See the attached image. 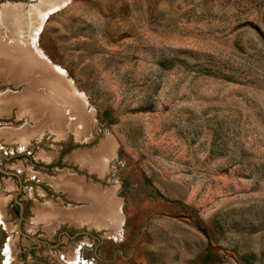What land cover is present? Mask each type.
Instances as JSON below:
<instances>
[{"label":"rangeland","instance_id":"obj_1","mask_svg":"<svg viewBox=\"0 0 264 264\" xmlns=\"http://www.w3.org/2000/svg\"><path fill=\"white\" fill-rule=\"evenodd\" d=\"M0 215V264H264V0H0Z\"/></svg>","mask_w":264,"mask_h":264},{"label":"bare ground","instance_id":"obj_2","mask_svg":"<svg viewBox=\"0 0 264 264\" xmlns=\"http://www.w3.org/2000/svg\"><path fill=\"white\" fill-rule=\"evenodd\" d=\"M60 4H61V2H59L58 4L57 3H54V5L53 6H60ZM53 6H51V7H48L47 9H44L45 11L43 12V11H40L41 13V20H40V28H41V25H42V23L44 22V19H45V17L52 11V9H53ZM39 14V15H40ZM2 23H4V22H2ZM4 28H5V26H4ZM23 31V30H22ZM25 33V32H24ZM23 33V34H24ZM27 42V41H26ZM26 46V45H25ZM30 112L28 111V114H29ZM25 114V113H24ZM13 135H17V136H14L13 138H14V140H19V142L21 143V144H25V143H27V141H28V134H27V136H21V135H19V134H14L13 132H12V134L11 135H9V136H13ZM67 182L66 183H70V184H72V181H70V179L69 180H66ZM64 182H65V180H64ZM73 184H74V186H75V183L73 182ZM85 185V184H84ZM66 188L67 189H69L70 190V192H78V193H81L83 190H82V188H81V186L80 187H76L77 188V190H75L74 189V187H72V185H69V184H67L66 185ZM82 190V191H81ZM83 193V192H82ZM0 223H1V215H0ZM9 250H10V247H9Z\"/></svg>","mask_w":264,"mask_h":264},{"label":"built area","instance_id":"obj_3","mask_svg":"<svg viewBox=\"0 0 264 264\" xmlns=\"http://www.w3.org/2000/svg\"><path fill=\"white\" fill-rule=\"evenodd\" d=\"M82 261H83L84 263L87 262V260H85V259H83Z\"/></svg>","mask_w":264,"mask_h":264}]
</instances>
